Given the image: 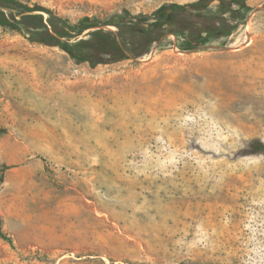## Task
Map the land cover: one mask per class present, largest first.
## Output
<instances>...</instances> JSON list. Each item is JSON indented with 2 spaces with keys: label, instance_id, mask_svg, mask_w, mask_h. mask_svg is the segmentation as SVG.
<instances>
[{
  "label": "rangeland",
  "instance_id": "rangeland-1",
  "mask_svg": "<svg viewBox=\"0 0 264 264\" xmlns=\"http://www.w3.org/2000/svg\"><path fill=\"white\" fill-rule=\"evenodd\" d=\"M23 1L115 31L108 12L197 0ZM247 5L205 49L170 34L95 66L0 25V264H264V0Z\"/></svg>",
  "mask_w": 264,
  "mask_h": 264
},
{
  "label": "trees",
  "instance_id": "trees-1",
  "mask_svg": "<svg viewBox=\"0 0 264 264\" xmlns=\"http://www.w3.org/2000/svg\"><path fill=\"white\" fill-rule=\"evenodd\" d=\"M212 1L169 2L151 14L133 13L128 9L108 12L109 20L104 23L118 27L114 31L102 28L97 18L73 22L40 4L0 0V25L23 33L33 42L58 46L77 61H88L95 66L138 58L153 48H167L164 40L170 34L176 35L180 49L188 51L205 49L209 42L230 36L248 15L247 0H219L217 10L210 7ZM211 15L218 17L214 23L207 22ZM87 29L92 30L80 38ZM251 146L254 149L251 153L264 152L262 141ZM0 237L12 243L1 226Z\"/></svg>",
  "mask_w": 264,
  "mask_h": 264
},
{
  "label": "bare ground",
  "instance_id": "bare-ground-1",
  "mask_svg": "<svg viewBox=\"0 0 264 264\" xmlns=\"http://www.w3.org/2000/svg\"><path fill=\"white\" fill-rule=\"evenodd\" d=\"M259 97V96H258ZM262 101V100H261Z\"/></svg>",
  "mask_w": 264,
  "mask_h": 264
}]
</instances>
